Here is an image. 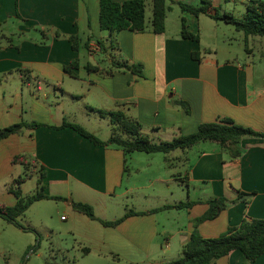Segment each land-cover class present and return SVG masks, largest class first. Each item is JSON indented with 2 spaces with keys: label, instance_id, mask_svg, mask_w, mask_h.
I'll use <instances>...</instances> for the list:
<instances>
[{
  "label": "crops",
  "instance_id": "crops-1",
  "mask_svg": "<svg viewBox=\"0 0 264 264\" xmlns=\"http://www.w3.org/2000/svg\"><path fill=\"white\" fill-rule=\"evenodd\" d=\"M209 1L219 13L229 11L241 17L246 12L247 2L242 0ZM178 2L202 4V0L167 1L164 31L155 33L148 26L142 32L124 29L116 34L119 52L114 57L140 63L139 76L130 70L102 75L85 68L91 64L109 69L112 63L109 54L100 50L99 41L107 45L108 33L99 25V0H0V128L24 124L0 139V187L6 188L0 191L1 201L15 203L9 187L19 176L27 175L20 184L23 194V186L33 178L36 191L44 173V194L92 206L90 196L95 195L106 207L113 198L135 190L129 183L133 172L147 170L152 206L130 208L144 213L129 215L116 226L95 222L107 228L105 241L116 253L129 250L134 255L158 245L156 264L181 256L194 220L207 211L209 199L233 200L238 191L253 193L247 203L237 201L216 217L199 222L196 229L203 238L238 226L244 215L264 218L263 137H243L237 145L242 149L238 156H231L216 142L201 141L159 159L156 153L124 155L118 147L95 145L72 127L57 128L66 121L94 134L75 118L80 108L82 116H98L87 108L92 107L122 109L156 142L189 134L200 123L223 117L264 133V38L246 37L207 14L182 11ZM182 18L198 40L181 36ZM150 19L151 14L148 25ZM70 35L78 36L77 49L72 48ZM238 38L243 42L240 51L234 45ZM193 52H199V60L192 57ZM72 61L78 66L71 68L73 74L66 73L64 67ZM66 100L75 107H66ZM178 100L186 103L188 112ZM14 157H23L27 166L14 162ZM186 201L193 204L154 210ZM80 214L81 222L91 227L90 218ZM93 229V234L98 232L96 225ZM213 264H264V253L249 263L236 249Z\"/></svg>",
  "mask_w": 264,
  "mask_h": 264
},
{
  "label": "trees",
  "instance_id": "trees-1",
  "mask_svg": "<svg viewBox=\"0 0 264 264\" xmlns=\"http://www.w3.org/2000/svg\"><path fill=\"white\" fill-rule=\"evenodd\" d=\"M167 1L172 0H151V19L150 24L146 21L145 0H124L116 2L115 0H99V25L102 30L108 33L107 45L99 41L100 50L109 54L112 59L109 69H102L97 65L87 64L85 68L88 71H94L102 75H111L116 69L130 70L133 73L142 76V65L140 63H130L126 59L118 60L114 57L115 52H119V46L116 41V34L124 29L142 32L148 26L155 33L164 31V22L168 6ZM182 11H187L195 15L201 13L207 14L215 20H222L225 23L232 24L234 28L241 31L247 36H259L264 38V1L250 0L246 3V12L241 17L235 16L229 11L219 13L213 8L211 1L202 0L199 6H193L187 3L178 2ZM180 34L184 38L198 40L197 34L187 30L184 19L181 20ZM59 36V33H56ZM73 49L78 47V36H68ZM192 57L199 60V52H193ZM78 63L72 61L64 67V71L73 74L72 67H77ZM186 112L188 107L183 101H176ZM94 111L100 118L108 120L111 131L106 140H101L93 133L87 131L81 125L63 121L57 128L65 126L72 127L80 135L86 137L95 145L115 146L122 149L124 155L131 152H143L146 154L163 153L169 154L176 149H185L201 141H212L219 144L222 149L228 150L231 156H238L242 149L238 147L239 141L245 136L263 137L264 133L254 131L248 127L234 123L231 119L223 117L214 122L200 123L197 129L189 134L178 135L170 140L156 142L149 134L142 132L141 124L135 118L127 115L122 109L104 110L87 107ZM24 124H14L0 128V139L18 132ZM30 126H37L38 123H30ZM237 146V147H236ZM14 162L20 161L27 166L23 157H14ZM166 161L170 159L166 158ZM44 173H41L37 182V189L34 193L23 195L20 190V184L27 178V175L19 176L14 180V186L9 187L16 201L13 205H7L0 202V216L7 221L17 224V217L21 215L34 202L42 199H62L61 196L44 194L42 179ZM253 193L238 191L235 199L229 200L226 197H214L207 202L209 207L207 211L194 220V229L190 234L188 241L182 248L180 257L171 260L167 264H213L214 260L228 254L232 250H240L249 263L253 262L258 256L264 253V218H249L244 215L238 226H231L223 234L213 238H203L199 235L196 226L199 222L212 219L218 215L220 210L236 203L244 201L247 203ZM72 208L80 213L85 214L92 220L99 221L104 226H116L125 217L144 213L136 212L131 209L127 210L123 216L115 220H104L98 218L91 204L74 201L71 202ZM193 204L191 201L179 202L177 204H165L154 210L168 208H185Z\"/></svg>",
  "mask_w": 264,
  "mask_h": 264
},
{
  "label": "rangeland",
  "instance_id": "rangeland-1",
  "mask_svg": "<svg viewBox=\"0 0 264 264\" xmlns=\"http://www.w3.org/2000/svg\"><path fill=\"white\" fill-rule=\"evenodd\" d=\"M150 14L151 0H145L146 21ZM229 25L233 27L232 24ZM242 44L240 38L234 42L239 51ZM71 103L66 100L65 106L73 109L75 105ZM80 111L82 108L76 110V120L93 131L98 138H108L111 126L107 119L98 116L87 118L80 115ZM131 155L148 157L142 152ZM154 155L159 159L163 157V153L159 152ZM126 157L131 164L130 156ZM137 162L144 164V160L137 159ZM146 172L149 171L133 172L129 183L135 190L126 196L113 198L106 207L100 204L99 197L90 196V200L94 202L92 207L95 215L104 220H115L130 208L152 206V197L148 195L152 190L151 185L147 186L150 180ZM123 184L126 185L125 182ZM172 185H176V182H172ZM5 190L4 186L0 187V191ZM22 191L24 195L34 193V178L23 186ZM69 199L63 197L34 201L17 217V224L0 216V264H156V257L160 252L158 245L150 251L142 250L134 255L129 250L118 253L112 251L105 241L107 228L92 219L84 218L91 227L81 222L82 215L72 208ZM96 201H99L98 205ZM0 202L9 204L7 199L1 201L0 198ZM93 225L98 227L95 234Z\"/></svg>",
  "mask_w": 264,
  "mask_h": 264
},
{
  "label": "built area",
  "instance_id": "built-area-1",
  "mask_svg": "<svg viewBox=\"0 0 264 264\" xmlns=\"http://www.w3.org/2000/svg\"><path fill=\"white\" fill-rule=\"evenodd\" d=\"M242 1L249 2L250 0H242Z\"/></svg>",
  "mask_w": 264,
  "mask_h": 264
}]
</instances>
